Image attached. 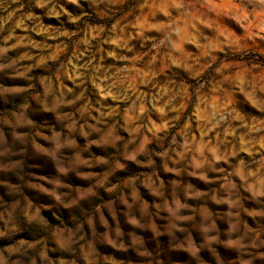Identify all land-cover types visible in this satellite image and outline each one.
<instances>
[{"label":"clouds","instance_id":"obj_1","mask_svg":"<svg viewBox=\"0 0 264 264\" xmlns=\"http://www.w3.org/2000/svg\"><path fill=\"white\" fill-rule=\"evenodd\" d=\"M0 264H264V0H0Z\"/></svg>","mask_w":264,"mask_h":264}]
</instances>
